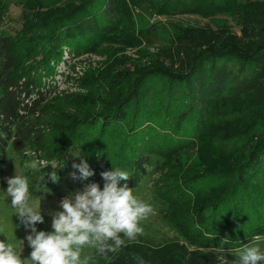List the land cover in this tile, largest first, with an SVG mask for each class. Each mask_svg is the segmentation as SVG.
Here are the masks:
<instances>
[{"label":"trees","instance_id":"obj_1","mask_svg":"<svg viewBox=\"0 0 264 264\" xmlns=\"http://www.w3.org/2000/svg\"><path fill=\"white\" fill-rule=\"evenodd\" d=\"M1 1L0 178L6 165L17 159L19 172L10 177L28 175L30 201L44 193L47 199H58L83 191L91 183L103 189L101 172L119 168L129 173V178L119 181L118 186L127 184L133 192L143 193L155 207L158 219L175 228L172 207L149 186L150 177L164 166L166 156L179 160L183 152L206 147L218 130L213 122L216 115L225 120L229 116L224 111H241V104L230 106L227 102L244 98L252 82L251 73L264 68V0H76L62 8L55 7L60 0H14L24 20L20 29L7 28L11 3ZM49 7L52 9L45 14L53 15L46 17L42 12ZM135 9L166 19L198 15L210 23L187 29L179 20L169 22L173 29L168 46L140 54L144 60H137L135 70H123L118 85L107 87L99 97L104 98L101 107L107 118L97 116L94 123L101 122L104 127L94 139H88L81 128L72 133L69 128L68 143L59 155L41 166L42 171L27 170L25 164L33 159L31 154L37 146L35 117L52 95L53 80L47 77L63 49L89 52L105 39L121 47L140 44L149 32L135 27ZM28 10L34 12L28 14ZM228 19L235 22L238 32L232 30ZM31 21L38 23V31L26 32L25 26ZM20 39L32 40V44L22 45L26 53L30 50L31 62L19 68L14 53ZM102 75L110 76L108 72ZM125 80L129 82L126 85ZM242 117L234 128H245L249 120L258 127L249 134L246 148L229 170L232 179H221L220 193L212 201L215 215L233 225L223 228L218 222L212 224L210 218L196 225L194 231L199 230L200 240L208 243H201L203 254L196 248L190 250L189 258L204 256L235 264L234 249L243 248L257 235L264 236V136L258 132L264 129V117L251 118L246 113ZM218 140L220 145L210 148V156L221 158L239 143L237 138ZM82 159L94 174L84 180L74 179L72 173L78 177L79 172L73 164ZM222 164L219 161L213 169ZM53 170L58 176L55 183L47 175ZM44 174L46 189L38 183ZM32 185L42 191H32ZM128 242L125 238V244ZM94 252L93 264L112 263L115 252L103 256ZM123 264H129L127 259Z\"/></svg>","mask_w":264,"mask_h":264},{"label":"rangeland","instance_id":"obj_2","mask_svg":"<svg viewBox=\"0 0 264 264\" xmlns=\"http://www.w3.org/2000/svg\"><path fill=\"white\" fill-rule=\"evenodd\" d=\"M13 1L9 0L11 4L9 5V16L6 19L8 27H5L20 29L24 20H22L20 7ZM73 1L76 0H60L55 7L62 8ZM128 6L130 9L132 8L130 2H128ZM51 9L52 7L46 8L42 12L43 15L46 17L53 15V13L45 14ZM53 10L54 13H57V9L54 8ZM31 11L28 10L27 13L30 14ZM133 13L135 27L138 29L146 28L145 31L149 32L147 38L142 39L140 44L121 47L117 41L118 46L111 43L110 39H105L92 46L94 49L89 52L73 51L70 53L67 49H63L61 57L52 66V75L47 77L48 80H53L54 87L50 88L53 90L52 95L42 105L40 113L35 117L37 146L33 158L39 159L40 166L46 165L48 160L52 161L59 155L60 150L66 147L69 131L72 133L81 128L80 130L85 131L88 139L90 138L92 141L94 135L103 129L104 126L101 122L94 123L96 119H99L97 116L102 118L106 116L101 107L105 103L104 98L99 97L108 90L107 87L118 85L116 83H119L118 80L124 74L123 70L132 72L135 70V65L138 64L137 60H144L140 54L147 53L148 50L154 51L156 47L168 46L170 32L172 33L173 29L169 22L179 20L187 29L210 23L208 18L198 15H184L166 19L155 15L148 16L143 11L142 13L139 12V9L133 10ZM228 23L232 30L238 32L239 29L232 19H228ZM37 24L31 21L25 26L26 32L29 30L38 31ZM30 41L32 44V40L20 39L21 43H18L19 46L16 47L14 53L16 67L19 66L20 68L27 64L29 66L31 62L30 50L26 53L27 48H22V45L28 46ZM158 51L159 49L155 53ZM101 72H108L109 78H104L106 76L102 75V79ZM251 74L252 82L246 88L248 91L245 97L227 102L230 106L241 104V111L238 109L224 111L225 115L229 116L225 120L220 115L213 118L218 130L214 137L209 140L210 143L206 147L204 146L201 151L199 148H195L183 152L180 154L179 160L172 159L171 155L166 156V161L162 163L164 166L150 177L149 186L172 207V223H176V227H172L171 223L159 220L155 207L151 205L146 196H143L144 194L140 191H134L133 194L138 199L144 200L153 207V213L146 220L140 222V226L144 229L143 234L122 246L112 255V263L108 264H123L126 259L129 264H159L160 261L172 262L173 264H223L220 259H208L204 256L189 258L188 254L193 248H196L199 254H203L202 244L206 245L208 241H201L199 230L194 231V229L206 218H210L209 221L212 224L220 223L223 228H231L233 225L232 221L215 215V205L212 204V201L216 194L220 193L221 179H232L229 170L237 164L240 153L246 148L249 134L254 133L258 127L257 122L243 119L242 121L248 123L247 126L234 128L238 124L237 119L243 118L242 114L245 113L251 118L254 116L258 118L259 115L264 117V68L262 71L257 69L255 73ZM128 83L125 80L124 84ZM74 114L76 116H72ZM80 116L89 118L80 119ZM229 126H232L233 129H229ZM69 128L70 130L67 132ZM258 132L264 136V129H260ZM222 137L232 140L237 138L239 143H235L237 147L232 145L226 151V155L222 156L223 158L210 156V148L219 146L220 141L217 139ZM16 160L6 165L0 178V240L6 239L16 247L18 252L21 250L20 255L24 259L29 256L31 251L25 240V236L30 230H26L17 216L13 214L14 210L10 206V199L7 200L4 193L7 188L6 178L14 172H19L20 167L17 166ZM219 161L223 162L222 167L217 168L218 170L213 169ZM46 195L47 193H44L31 200L30 203L33 205L39 203L41 214L44 216V223H38L36 225L37 230L48 232L52 231L51 216L48 213L59 210V201L64 197L47 199ZM188 241L192 242L193 245H189ZM84 256L91 257L89 264H93L94 249L85 247L82 250L81 259Z\"/></svg>","mask_w":264,"mask_h":264},{"label":"clouds","instance_id":"obj_3","mask_svg":"<svg viewBox=\"0 0 264 264\" xmlns=\"http://www.w3.org/2000/svg\"><path fill=\"white\" fill-rule=\"evenodd\" d=\"M35 157V154H31ZM45 166V165H44ZM43 166V167H44ZM57 164L53 169H55ZM31 172L42 171L38 158L25 164ZM79 176L72 173L74 179L84 180L94 173L85 160L73 164ZM53 183L58 176L53 170L47 174ZM105 181L103 189L96 183L85 186L83 191L66 196L59 201V210L49 212L52 231L37 230L38 223H44L39 203H30V180L28 175L8 177L4 190L10 206L27 232L25 240L31 251L22 259L20 252L6 239L0 240V264H89L91 257L81 259L85 247L94 249L103 256L107 252H116L127 240H135L143 234L140 222L153 213V207L138 199L127 184L118 186L119 181L127 180L129 173L119 168L101 172ZM44 175L38 177L43 185ZM44 187V185H43ZM45 188V187H44ZM32 191H42L38 185H32ZM46 189V188H45ZM45 191V190H43ZM47 191V190H46ZM23 243V242H22ZM264 236H255L251 243L233 250L235 264H264Z\"/></svg>","mask_w":264,"mask_h":264}]
</instances>
